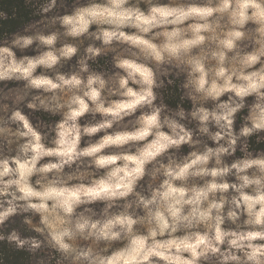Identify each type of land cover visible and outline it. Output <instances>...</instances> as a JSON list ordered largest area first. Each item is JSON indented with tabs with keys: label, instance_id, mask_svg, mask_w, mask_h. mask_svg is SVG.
<instances>
[{
	"label": "clouds",
	"instance_id": "obj_1",
	"mask_svg": "<svg viewBox=\"0 0 264 264\" xmlns=\"http://www.w3.org/2000/svg\"><path fill=\"white\" fill-rule=\"evenodd\" d=\"M0 264H264V0H0Z\"/></svg>",
	"mask_w": 264,
	"mask_h": 264
}]
</instances>
